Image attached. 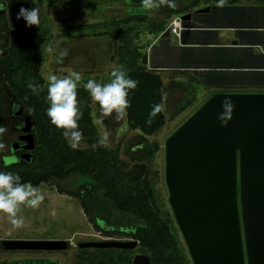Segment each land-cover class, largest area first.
<instances>
[{
	"label": "trees",
	"instance_id": "16d2710c",
	"mask_svg": "<svg viewBox=\"0 0 264 264\" xmlns=\"http://www.w3.org/2000/svg\"><path fill=\"white\" fill-rule=\"evenodd\" d=\"M41 1L51 5L61 2ZM127 2L135 9L144 7L142 0ZM21 7L39 8V26L26 27L23 18L17 19ZM156 10L168 15L179 12L167 4ZM164 26L163 19L135 13L110 23L86 24L64 30L67 37L75 36L78 31L89 30L95 31L97 35H108L113 41V60L118 68L122 67L130 78L138 82L137 87L129 91L130 107L126 109V121L130 129L139 131L141 146L126 161L121 158L118 147L110 149L100 144L91 116V97L84 87L77 88L78 106L83 113L78 125L83 140L87 139L89 145L71 148L62 135L63 129L56 128L50 122L47 116L48 83L41 74L49 27L37 0H0V129L3 130L0 131V145L5 139V92L17 100V103L13 102L14 116L20 105L31 115L35 123L36 142L30 161L18 158L16 162L6 163L2 159L4 149L0 148V171L15 172L20 175L22 182L30 181L34 187L54 181L59 193L80 201L83 212L96 231L108 237L138 241V248L134 249L78 247L79 254L74 264H132L137 253L147 254L150 264H186L172 223L162 215L149 179L148 163L158 151L159 144L150 142L147 136L155 134L164 126L166 116L162 110V78L147 68L145 49ZM100 27L104 31L99 32ZM147 34L151 37L146 38ZM29 82L40 86L38 94L32 93L27 87ZM193 103V99L178 101L172 118ZM156 105H160L161 110L148 123L149 113ZM21 126L17 125L16 128L21 131ZM20 154L21 150H17L16 156ZM73 174L81 178L76 191L60 184ZM65 241L64 250L71 248L70 242ZM0 264L18 263L0 261ZM21 264L54 262L47 258H25Z\"/></svg>",
	"mask_w": 264,
	"mask_h": 264
},
{
	"label": "water",
	"instance_id": "95a60500",
	"mask_svg": "<svg viewBox=\"0 0 264 264\" xmlns=\"http://www.w3.org/2000/svg\"><path fill=\"white\" fill-rule=\"evenodd\" d=\"M235 108L227 125L221 101ZM10 151L30 161L35 123L23 106ZM19 142H23L20 144ZM167 200L193 264H264V92L214 91L165 138ZM80 248L134 249L138 241L78 242ZM61 239H0V250H64ZM132 264H150L137 253Z\"/></svg>",
	"mask_w": 264,
	"mask_h": 264
},
{
	"label": "rangeland",
	"instance_id": "374dc122",
	"mask_svg": "<svg viewBox=\"0 0 264 264\" xmlns=\"http://www.w3.org/2000/svg\"><path fill=\"white\" fill-rule=\"evenodd\" d=\"M37 2L49 27L41 62L42 76L48 83L50 75L65 78L74 71L79 72L82 77L79 85L81 87L88 79L100 80V83L110 82V73L118 68L113 60V41L108 35H97L98 33H94L93 30L78 31L75 36L67 37L64 33L66 28L110 23L135 13L155 15V9L149 10L144 7L135 9L128 4L127 0H63L57 5L41 0ZM98 30L99 32L104 31L102 27ZM146 38H150L149 35ZM48 47L53 49L51 53L46 51ZM63 50L67 51V56L61 59L59 52ZM5 98L7 114L4 120L5 139L2 143L4 149L2 159L6 163H12L17 161V156L14 152L9 153V146L21 133L16 126L21 125L22 120L12 113L13 102L17 103V100L13 99L9 92H5ZM176 104L165 101L162 110L166 116V123L155 134L147 136L150 142L159 144L158 151L148 163L149 179L162 215L172 223L186 264H193L167 200L168 194L163 173V143L170 132L200 104V101H195L186 110L172 118ZM90 105L96 136L99 137L100 144L110 149L118 147L121 158L128 161L130 155L132 156L140 149L139 131L128 127L126 115L117 119L116 113L113 112L108 117H102L98 103L92 98ZM106 133L107 140L104 139ZM88 145L89 142L84 139L78 146ZM60 184L68 190L76 191L81 184V178L73 174ZM36 187L44 195V201L35 209L21 207L17 215L22 218V224L19 226L13 224L11 217L0 212V239H61L68 240L71 248L66 250H0V261L21 264L25 258H47L54 264H74L79 254L78 242L106 239L129 240V238L118 236H104L96 231L83 212L80 201L73 196L59 193L54 181Z\"/></svg>",
	"mask_w": 264,
	"mask_h": 264
},
{
	"label": "crops",
	"instance_id": "0c3cea01",
	"mask_svg": "<svg viewBox=\"0 0 264 264\" xmlns=\"http://www.w3.org/2000/svg\"><path fill=\"white\" fill-rule=\"evenodd\" d=\"M173 3L178 13L155 9L165 26L145 49L147 68L162 78L163 104L201 102L219 90L264 92V0Z\"/></svg>",
	"mask_w": 264,
	"mask_h": 264
},
{
	"label": "clouds",
	"instance_id": "9594fccd",
	"mask_svg": "<svg viewBox=\"0 0 264 264\" xmlns=\"http://www.w3.org/2000/svg\"><path fill=\"white\" fill-rule=\"evenodd\" d=\"M142 4L144 8L149 10L157 9L165 4L169 7H175L173 0H142ZM21 18L25 21L26 27L39 26L41 22L39 8L26 9L21 7L17 14V19ZM46 51L51 53L53 49L48 47ZM65 56H67L66 50L59 52L61 59ZM110 76L111 79L108 83H100L95 79H88L83 84V87L89 92L92 100L98 103L102 117H108L115 112L116 118L120 119L126 115V109L130 107V101L128 100L129 91L134 90L138 82L130 78L122 67L113 69ZM81 81V74L75 71L65 78H58L56 75L48 77L47 99L49 107L47 116L56 128L63 129L62 135L73 149H76L84 138L78 125V121L83 115L77 100V88ZM27 87L32 93H39V85L29 82ZM221 108L222 112L217 118L221 125L225 126L231 118L235 102L226 97L221 101ZM160 110L161 106L156 105L149 113L147 122L151 123V118L155 117ZM0 131L3 130L0 129ZM104 139L107 140V133ZM2 147L3 145H0V148ZM43 201L44 195L30 181L22 182L20 175L15 172L0 171V212L11 217L13 224L17 226L22 224V218L17 215L21 211L22 206L35 209Z\"/></svg>",
	"mask_w": 264,
	"mask_h": 264
},
{
	"label": "built area",
	"instance_id": "2783aa9c",
	"mask_svg": "<svg viewBox=\"0 0 264 264\" xmlns=\"http://www.w3.org/2000/svg\"><path fill=\"white\" fill-rule=\"evenodd\" d=\"M174 23V26L172 27V31L176 32V33H179L177 32V27L180 28V22L179 21H173Z\"/></svg>",
	"mask_w": 264,
	"mask_h": 264
},
{
	"label": "flooded vegetation",
	"instance_id": "af4514ba",
	"mask_svg": "<svg viewBox=\"0 0 264 264\" xmlns=\"http://www.w3.org/2000/svg\"><path fill=\"white\" fill-rule=\"evenodd\" d=\"M21 133H22V132H21ZM21 133H20V134H21ZM20 134H19V135H20ZM17 137H18V136H17ZM19 143H20V144H22L23 142H19ZM17 150H18V151H19V150H21V153H23V152H24V150H22V149H17ZM17 150H15V151H14V152H15V154L17 153ZM11 153H12V152H11Z\"/></svg>",
	"mask_w": 264,
	"mask_h": 264
}]
</instances>
